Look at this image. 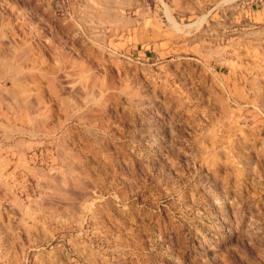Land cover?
I'll return each instance as SVG.
<instances>
[{
    "label": "rangeland",
    "instance_id": "rangeland-1",
    "mask_svg": "<svg viewBox=\"0 0 264 264\" xmlns=\"http://www.w3.org/2000/svg\"><path fill=\"white\" fill-rule=\"evenodd\" d=\"M0 264H264V0H0Z\"/></svg>",
    "mask_w": 264,
    "mask_h": 264
},
{
    "label": "bare ground",
    "instance_id": "bare-ground-1",
    "mask_svg": "<svg viewBox=\"0 0 264 264\" xmlns=\"http://www.w3.org/2000/svg\"><path fill=\"white\" fill-rule=\"evenodd\" d=\"M174 20V19H173ZM173 22H175V21H173ZM177 26V25H176ZM179 26V25H178ZM26 101V100H25ZM27 103H28V101H27ZM23 165V164H22Z\"/></svg>",
    "mask_w": 264,
    "mask_h": 264
}]
</instances>
